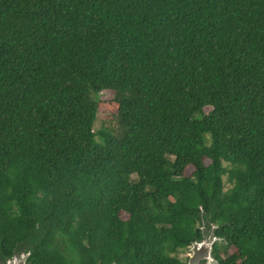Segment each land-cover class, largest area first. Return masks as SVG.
Here are the masks:
<instances>
[{
	"label": "trees",
	"instance_id": "16d2710c",
	"mask_svg": "<svg viewBox=\"0 0 264 264\" xmlns=\"http://www.w3.org/2000/svg\"><path fill=\"white\" fill-rule=\"evenodd\" d=\"M209 228L264 264V0H0V261L185 264Z\"/></svg>",
	"mask_w": 264,
	"mask_h": 264
},
{
	"label": "water",
	"instance_id": "95a60500",
	"mask_svg": "<svg viewBox=\"0 0 264 264\" xmlns=\"http://www.w3.org/2000/svg\"><path fill=\"white\" fill-rule=\"evenodd\" d=\"M217 241V237L213 236L209 239H201L199 241H191L188 246L189 254L185 264H218V259L212 254L213 244ZM29 252L25 253L17 264H25V259ZM203 260V262H201Z\"/></svg>",
	"mask_w": 264,
	"mask_h": 264
},
{
	"label": "rangeland",
	"instance_id": "374dc122",
	"mask_svg": "<svg viewBox=\"0 0 264 264\" xmlns=\"http://www.w3.org/2000/svg\"><path fill=\"white\" fill-rule=\"evenodd\" d=\"M112 93L109 91H103L100 94L101 99H108L111 98ZM117 128V122L113 114L110 113V111L104 110L100 112L99 117L95 120L93 123V129L95 131L100 129H116ZM191 171V168L189 167L187 169V173ZM227 187V185H225ZM189 254L188 247L187 249H182L177 252V257L181 259L182 261L186 262L187 256Z\"/></svg>",
	"mask_w": 264,
	"mask_h": 264
},
{
	"label": "flooded vegetation",
	"instance_id": "af4514ba",
	"mask_svg": "<svg viewBox=\"0 0 264 264\" xmlns=\"http://www.w3.org/2000/svg\"><path fill=\"white\" fill-rule=\"evenodd\" d=\"M209 232V235L206 236L205 239H209V238H212L213 235L211 234V228H209L207 230ZM218 238H217V241L215 242H218ZM25 254V252L23 251H20V250H15V251H12L11 255L4 259L3 261H0V264H17L18 263V260L21 259V257ZM27 258L25 259V264H27ZM201 262H203V260H201Z\"/></svg>",
	"mask_w": 264,
	"mask_h": 264
}]
</instances>
